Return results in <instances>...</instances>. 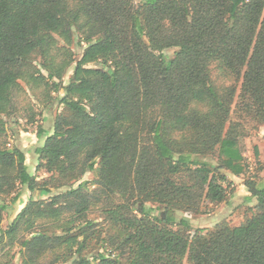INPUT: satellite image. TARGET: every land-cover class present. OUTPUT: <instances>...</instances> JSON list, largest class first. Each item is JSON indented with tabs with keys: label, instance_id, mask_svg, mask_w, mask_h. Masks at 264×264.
Segmentation results:
<instances>
[{
	"label": "trees",
	"instance_id": "1",
	"mask_svg": "<svg viewBox=\"0 0 264 264\" xmlns=\"http://www.w3.org/2000/svg\"><path fill=\"white\" fill-rule=\"evenodd\" d=\"M75 39L84 44L78 60ZM213 64L242 80L240 109L264 124V0H0V135L21 82L43 86L51 98L63 91L67 114L36 147L37 168L67 181L94 171L93 185L111 200L110 231L89 251L96 236L88 182L36 200L50 193L48 180L29 172L22 150L0 146V227L4 197L19 186L34 196L0 243L30 233L21 264H42L58 248L62 264H125L126 253L127 264H264V183L246 182L257 203L240 225L191 234V221L177 219L178 211H198L203 197L227 201L228 177L209 154L234 174L247 169L238 133L231 122L226 128L237 88L220 92ZM148 202L163 206L162 214L151 215ZM43 219L59 232H36Z\"/></svg>",
	"mask_w": 264,
	"mask_h": 264
},
{
	"label": "rangeland",
	"instance_id": "2",
	"mask_svg": "<svg viewBox=\"0 0 264 264\" xmlns=\"http://www.w3.org/2000/svg\"><path fill=\"white\" fill-rule=\"evenodd\" d=\"M84 44L80 46L78 39H75V44L72 46L75 59H80ZM176 49H170L166 53L169 56H173ZM74 63L67 74L64 77V84H68L72 78ZM92 67H102L101 63L91 64ZM212 80L215 86L220 92L227 91L230 87H236V95L231 109V118L227 123L226 128L232 123L234 130L238 133L239 146L245 156L247 169L244 174L237 175L232 173L228 168L223 166L219 159L218 153L214 152L207 156L214 167H219V171L226 174L228 177L225 186L228 187V198L224 203H211L203 197L199 200V204L196 207L198 211H178L176 213L177 219L180 220L183 217L188 218L192 223V228L189 233L194 234L201 232L206 234L207 232L214 230L215 227L222 223H227L232 226L242 224L253 213L254 203L251 201L243 202L242 196L237 194L239 184L243 183L246 186V182L263 183L264 179V163L259 158V146L264 142V124L258 123L254 118L244 110H241L239 106V95L242 80L237 81L233 76L223 73L219 70L216 64L211 66ZM22 90L18 91L15 95L14 109L10 116L5 117L6 120V133L0 135V146H6L7 148L17 147L22 150L26 155V165L29 172L35 175L39 182L48 180V186L50 193L34 197L31 192L25 186H19L12 195L4 197V202L7 205V209L3 213V221L0 227V234L2 230H5L14 221L17 214L25 207L27 202L34 197L36 200L49 201L51 196H57L65 193L71 188L77 187L80 183L88 182V192L91 194L92 204L88 211V219L95 221V227L92 230L94 236H96L90 247L93 250L98 244L104 241V237L110 231L107 220L105 219V209L110 205L109 198L101 191L96 189L93 185L96 179V173L94 171L87 170L77 180H64L47 173L44 169H38V156L35 152L37 146L43 144L45 138L53 133V126L56 118L60 115H66L67 110L59 102V96L63 91L52 92L51 96L46 95L44 87L31 88L24 82H21ZM231 122V123H230ZM40 130L43 131L42 136H39ZM258 150V156L256 155ZM263 164V165H262ZM183 179L188 181L186 174L182 175ZM247 188V186H246ZM21 192L20 199L13 203L12 198L16 192ZM96 191V192H95ZM240 199V201H237ZM114 201H121L117 196ZM61 202L64 204V198H61ZM141 208V204H134V208L131 211L133 214H138L136 206ZM148 208L153 210L151 215L159 216L163 212V206L158 203L148 202L146 203ZM69 214V215H68ZM72 212L66 213L64 216L68 217ZM174 230H182L181 225L175 224L171 226ZM36 232L45 231L48 234L53 235L58 231V226L53 224L49 220H39L36 225ZM99 233H102L99 235ZM31 237L30 233L21 232L15 242H11L8 238L4 239L0 243V264H21L23 259L22 253V239ZM110 248L107 249L109 251ZM119 251H116L118 253ZM63 250L58 248L56 250L48 251L41 259L42 264H62L58 258H62ZM128 253L124 255L123 262L127 264ZM184 264H188L186 261Z\"/></svg>",
	"mask_w": 264,
	"mask_h": 264
},
{
	"label": "crops",
	"instance_id": "3",
	"mask_svg": "<svg viewBox=\"0 0 264 264\" xmlns=\"http://www.w3.org/2000/svg\"><path fill=\"white\" fill-rule=\"evenodd\" d=\"M259 153H260L259 158L264 163V142H262V144L259 146ZM263 183H264V179H263ZM237 194L239 196H242V201H240V199H237V201H240L241 203L243 202L245 203L249 201H251L254 204L257 203V199L255 197L250 199L251 193L249 192L248 188H246L245 184L243 183L239 184L238 189H237Z\"/></svg>",
	"mask_w": 264,
	"mask_h": 264
}]
</instances>
